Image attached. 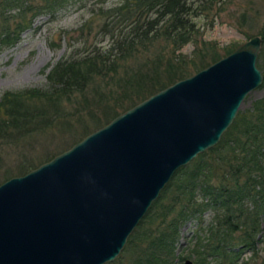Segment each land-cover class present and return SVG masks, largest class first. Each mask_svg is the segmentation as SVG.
I'll return each mask as SVG.
<instances>
[{
    "label": "trees",
    "instance_id": "16d2710c",
    "mask_svg": "<svg viewBox=\"0 0 264 264\" xmlns=\"http://www.w3.org/2000/svg\"><path fill=\"white\" fill-rule=\"evenodd\" d=\"M68 2L0 0V49L16 46L21 35L32 29L37 18H56ZM217 4L223 5L224 2L125 0L112 8L100 9L99 15L106 19L100 35L109 41L107 45L59 62L48 76L50 85L47 90L6 93L0 100V137L22 139L50 129L61 120L62 126L69 123L65 119L68 117L64 114L63 102L70 103L72 96H81L86 101V93L97 83L96 80L106 82L105 87H110V90L93 89L94 101L99 109L105 108L104 111L110 109L108 100L122 95L124 99L130 90L138 94L150 84L157 83L158 87L152 93L129 106L125 109L127 111L191 76L183 73L184 76L169 79V83L160 82L158 68L164 63L162 55L165 52L159 56L152 54L154 60L150 62L148 59L142 70L126 68L124 73L121 70L125 67L123 63L136 59L141 50L150 52L156 43L164 40L173 50V58L166 65L167 73L173 75L175 65L184 62L176 53L197 35L196 18ZM222 58L212 56L211 63L197 66L195 73ZM120 114L114 112L107 116L104 124ZM38 167L27 169L22 175ZM208 212L211 216L205 221L204 215ZM194 221H197L198 228L193 232L188 252L184 255L179 249L181 229ZM263 239L264 98L256 101L251 111L238 113L215 148L175 173L130 236L122 258L126 256L128 264H182L188 259L194 264H249L244 261V256L251 254L255 259Z\"/></svg>",
    "mask_w": 264,
    "mask_h": 264
},
{
    "label": "water",
    "instance_id": "95a60500",
    "mask_svg": "<svg viewBox=\"0 0 264 264\" xmlns=\"http://www.w3.org/2000/svg\"><path fill=\"white\" fill-rule=\"evenodd\" d=\"M263 42L250 39L0 185V264L115 262L175 173L221 142L262 85Z\"/></svg>",
    "mask_w": 264,
    "mask_h": 264
},
{
    "label": "rangeland",
    "instance_id": "374dc122",
    "mask_svg": "<svg viewBox=\"0 0 264 264\" xmlns=\"http://www.w3.org/2000/svg\"><path fill=\"white\" fill-rule=\"evenodd\" d=\"M123 1L125 0H69L68 5L56 18L47 16L37 18L32 29L21 35L16 46L0 49V100L8 92L49 89L48 76L59 62L72 55L95 51L106 46L109 41L100 35L106 19L99 15L100 9L112 8ZM223 2V5H213L211 10L196 18L197 35L194 36L193 41L176 53L181 58L178 59L184 62L175 65L177 68L173 75H169L166 70V65L173 58V50L164 40L156 43L150 52L141 50L136 59L123 63L125 67L121 70L122 73L126 68V70L133 68L142 70L148 59L152 62L154 55L159 56L165 52L162 55L164 63L158 68V73H161L160 82L167 83L176 75L181 76L183 73L194 75L197 66L211 63L212 56L224 58L228 52L236 50L250 39L256 36L263 37L264 0H223ZM257 66L264 76V42ZM96 81L97 83L87 91L86 101L81 96H72L70 103L63 102L62 108L68 117L65 119L70 124L67 122L68 124L62 126L61 120L50 129H44L22 139L11 136L0 137V185L8 179L20 177L27 169L38 167L49 162L52 157L67 151L76 142L83 140L85 135H90L101 125H105L107 116L114 112L122 114L125 109L147 97L158 87L157 83H152L138 94L130 90L128 92L131 93H128L124 99L122 95L114 100H108L110 109L104 111L105 108L99 109V105L94 101L93 89L99 87L101 90H110V87H105L106 82ZM263 86L248 95L239 111L241 114L251 111L254 103L264 98ZM107 98L105 95L104 99ZM88 110L92 112L89 113ZM92 115L94 117L91 118ZM210 216V212L206 213L204 220L209 221ZM197 228L198 223L194 221L181 229L179 249L184 255L188 252L187 247ZM123 255L122 252L117 260L110 264H128L127 257L122 258ZM243 259L249 264H264V239L259 245V253L255 259L251 258V254H246ZM184 263L185 261L182 264Z\"/></svg>",
    "mask_w": 264,
    "mask_h": 264
}]
</instances>
